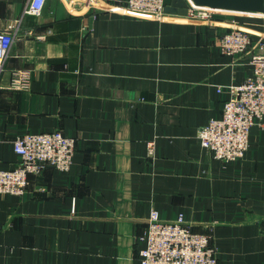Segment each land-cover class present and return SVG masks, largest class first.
<instances>
[{
	"label": "crops",
	"instance_id": "crops-1",
	"mask_svg": "<svg viewBox=\"0 0 264 264\" xmlns=\"http://www.w3.org/2000/svg\"><path fill=\"white\" fill-rule=\"evenodd\" d=\"M28 2L0 0V31L15 37L0 73V170L21 163L14 142L27 134L60 131L76 152L68 172L46 166L24 195L0 194V264H141L154 209L210 234L219 264H264V128L227 165L199 139L253 75L264 14L206 23L99 5L126 0H47L33 15ZM234 22L252 39L235 58L220 46ZM22 70L30 88L13 89Z\"/></svg>",
	"mask_w": 264,
	"mask_h": 264
},
{
	"label": "built area",
	"instance_id": "built-area-1",
	"mask_svg": "<svg viewBox=\"0 0 264 264\" xmlns=\"http://www.w3.org/2000/svg\"><path fill=\"white\" fill-rule=\"evenodd\" d=\"M47 0H29L25 12L39 15ZM101 9L109 12H135L159 19L169 15L166 0H126L124 4L100 2ZM226 14L215 9L197 7L188 2L187 13L179 15L189 21L215 22ZM9 30L0 31V73L14 42ZM222 52L230 57L246 54L252 48L251 34L234 22L220 40ZM253 75L241 85L230 86V98L223 103L220 119H211L204 126L199 139L214 159L229 164L245 157L250 148V133L257 124L264 128V41L250 61ZM12 88L28 90L29 71L14 72ZM221 91V88H219ZM155 143L149 142L148 153L154 155ZM14 150L21 163L12 170H0V194L22 196L27 192L30 176L40 174L46 166L59 171L71 169L76 152V139L55 131L27 134L18 137ZM145 248L140 250L141 264H219L213 237L196 232L183 216L175 221H164L157 210H152L148 229L140 238Z\"/></svg>",
	"mask_w": 264,
	"mask_h": 264
},
{
	"label": "water",
	"instance_id": "water-1",
	"mask_svg": "<svg viewBox=\"0 0 264 264\" xmlns=\"http://www.w3.org/2000/svg\"><path fill=\"white\" fill-rule=\"evenodd\" d=\"M188 2L197 7L225 13L264 14V0H172L165 11L169 14L185 15Z\"/></svg>",
	"mask_w": 264,
	"mask_h": 264
}]
</instances>
